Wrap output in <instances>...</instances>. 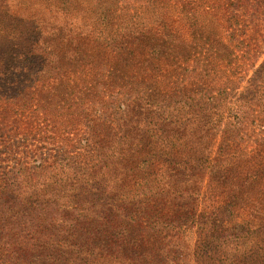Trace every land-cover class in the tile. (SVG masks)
<instances>
[{
    "label": "trees",
    "instance_id": "1",
    "mask_svg": "<svg viewBox=\"0 0 264 264\" xmlns=\"http://www.w3.org/2000/svg\"><path fill=\"white\" fill-rule=\"evenodd\" d=\"M58 1H62L66 9L74 0ZM250 2L238 0L236 4L247 9ZM257 3L261 6L264 0H257ZM109 10L100 8L95 14L99 22L92 34L97 37V47L103 50L104 56L106 51H111L124 62L136 64L137 52L145 46L141 39L144 34H139L134 26H128L122 34L113 33ZM234 18L240 25V16ZM245 27L243 25L236 33L243 38L238 45L243 56L234 60V53L228 51L223 58L230 69L236 66L238 72L232 76L240 83L246 81L248 72L253 71L247 80L246 91L240 95L229 91L237 89L235 79L230 76L219 89V103L212 91L204 89L198 92L201 103L196 104L198 99L195 97L192 101L184 99V94L172 97L175 106H181L192 119L188 123L165 120L167 127L175 124V129L170 132L168 128H157L163 131L158 134L147 121L139 122L143 126L141 130L138 125H126L128 133L122 131L123 134H117L114 139L96 142L93 152H89L94 159H89V153L61 154L48 167L39 164L0 169V264L216 261L217 253L224 248L248 244L261 245L258 250L262 253L243 254L236 259L264 264V217L256 223L255 218L248 220L240 216L241 210L252 201L251 197L264 196L248 195L255 189L264 193L261 189L264 186V62L257 66L258 58L253 60L251 57V45L244 39ZM38 29L41 39L32 47L24 63L6 65L0 72V92L2 88L17 90L39 81L60 78L67 62H70L71 72L82 61L88 66L97 62L95 56H90L85 42H78L75 33H65L56 22L45 23ZM169 32L168 29L166 37L157 40L154 52L161 59L173 57L177 62L179 44ZM182 56L184 62H189L190 56L187 57L183 50ZM89 59H92L91 63ZM130 83L139 85L137 78ZM136 89L127 90L123 95L127 103L135 102L140 110L144 108L153 113L164 107L163 102L169 101L158 89L152 90L153 94ZM104 90L105 87L98 95ZM20 96L19 93L17 99ZM120 105L122 109L127 106ZM255 113L256 117H253ZM249 122L254 126L257 161L252 168L235 167L241 161L238 153H225V159H212L211 152L206 156L192 154L186 159L176 158L175 151L189 143L182 131L188 127L207 132L210 137L221 134L225 142L239 146ZM196 144L199 145V140ZM227 148L231 147L227 145ZM229 151L232 150H221ZM172 161L176 166L172 170L176 176L186 179L188 186L179 194L182 201L176 204V209L169 211L166 200L171 192L165 191L167 185L162 182L168 173L155 168ZM225 161L232 166L223 167ZM207 172L215 181L233 182L238 186L224 203L200 212L190 199L194 200L199 194L197 178ZM153 176L158 179L152 181ZM132 177L138 182L131 184ZM260 203L264 204L263 201ZM254 211L258 212V209ZM239 218L243 221H238Z\"/></svg>",
    "mask_w": 264,
    "mask_h": 264
},
{
    "label": "rangeland",
    "instance_id": "2",
    "mask_svg": "<svg viewBox=\"0 0 264 264\" xmlns=\"http://www.w3.org/2000/svg\"><path fill=\"white\" fill-rule=\"evenodd\" d=\"M251 1L247 9H241L237 7L238 0H74L65 9L62 1L58 0H0V72L6 69V65L23 64L30 56L32 47L41 39L38 27L52 21L65 33H75L78 42H85L90 56L97 58V62L89 66L83 61L78 63L73 72L68 67L70 62H67L61 77L57 79L39 81L17 90L2 88L0 169L39 164L48 167L61 154H88L93 152L94 144L99 140L114 139L117 134H123L122 131L128 133L126 125H138L141 130V124L147 121L158 134H163V131L157 128H168L170 132L175 129V124L167 127L165 120L177 119L178 122L188 123L192 119V115L181 106H175L172 97L184 94V99L188 101L195 97L197 104L201 103L198 92L204 89L212 91L219 103L220 87L230 76L234 80L232 74L238 72L236 66L230 69L223 58L228 51L234 53V60L243 56L238 50L243 38L236 34L243 29V25H246L244 39L251 45V57L253 60L258 58L257 66L264 62V4L259 6L257 0ZM104 7L110 9L113 33L122 34L124 29L128 30V26H134L139 34H144L141 39L145 46L137 52L136 64L124 62L111 51H106L104 56L103 50L97 47V37L92 34L99 22L95 14ZM235 16H240V25L236 23ZM168 29L179 44L176 49L177 62L173 57L161 59L154 52L155 43L161 37H166ZM182 50L187 57L190 56L187 63L184 62ZM89 61L91 63L92 59ZM248 66L250 71L249 62ZM252 73L248 72L246 81L242 83L235 79L237 89L229 91L238 95L246 91L247 80ZM135 78L140 86L129 85ZM103 87V94L98 95ZM134 88L148 94L158 89L169 101L163 102L164 107L153 113L144 108L140 110L135 102L127 103L124 100V92L133 91ZM19 93L21 96L17 99ZM120 103L128 107L122 109ZM253 117H256V113ZM253 129L249 122L242 142L235 146L225 142L221 134L210 137L211 134L207 132L188 127L182 131L189 143L175 151L176 158L182 160L192 154L206 156L211 152L212 159H225V153H238L241 161L235 167L252 168L257 164ZM198 140L199 145L196 144ZM227 145L231 148H227ZM225 149L232 151L221 152ZM91 155L89 153L87 156L94 159ZM224 166L230 168L232 164L225 161ZM172 169H176L173 161L158 164L155 168L156 171L168 173L162 182L167 185L165 191H170L171 195L167 200L165 195L162 197L167 201L169 211L176 209V204L182 201L179 194L188 186L187 180L176 176ZM157 179L155 176L151 178L152 181ZM196 181L199 194L190 201L200 212H207L224 203L238 186L233 182L215 181L209 172L200 174ZM136 182L138 180L132 177L131 184ZM261 189L264 190V186ZM252 191L248 195H264L260 189ZM251 199L241 210L240 216L248 220L255 218V222L259 223L264 217V204L260 203L264 202V196L258 199L253 196ZM256 209L258 212L254 211ZM238 221L243 219L239 218ZM259 246L248 244L224 248L217 253L216 261L187 259L171 260L167 264H251L250 261L241 262L236 258L243 254L262 253L258 250Z\"/></svg>",
    "mask_w": 264,
    "mask_h": 264
}]
</instances>
